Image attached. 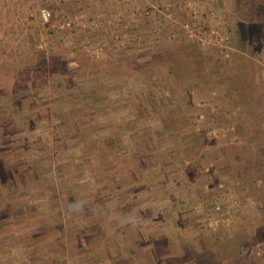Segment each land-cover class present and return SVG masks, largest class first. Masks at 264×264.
Masks as SVG:
<instances>
[{"label":"rangeland","instance_id":"obj_1","mask_svg":"<svg viewBox=\"0 0 264 264\" xmlns=\"http://www.w3.org/2000/svg\"><path fill=\"white\" fill-rule=\"evenodd\" d=\"M32 155L18 198L69 213L1 221L0 264H264V0H0V156Z\"/></svg>","mask_w":264,"mask_h":264},{"label":"trees","instance_id":"obj_2","mask_svg":"<svg viewBox=\"0 0 264 264\" xmlns=\"http://www.w3.org/2000/svg\"><path fill=\"white\" fill-rule=\"evenodd\" d=\"M181 53L182 52L176 53L172 58L166 57V61L169 62V60L171 59V64H173V66H175V65H177L179 67L184 66L186 54H183V53L181 54ZM194 53L195 54L192 56L195 57V60H197L199 62V60H198L199 56L198 55H200V54L198 52H197L198 54L196 52H194ZM192 56L190 55L191 58H193ZM29 153L30 152H28L27 155H29ZM9 156L10 155H8L7 157H9ZM18 161L19 160H16V158H12V159L5 161L0 156V184L4 183L5 181L9 182L10 180L16 182L14 184L16 186V188L10 190L13 192L7 191L8 192L7 193L6 190H4V193H3L2 188L0 190V200L3 199V201H4L3 204L0 203V223L3 220L9 221L6 225L10 224L9 229H11L13 231L16 228L24 226V220L27 217L30 218L31 216H35V217L42 220V222L40 223L42 225L39 226L40 227L39 231H41L42 228L47 229L50 225H52L49 223L52 222L51 220H53V218H51V220H50V218H49V220H47L48 216L45 213L46 211L52 210L54 212L56 210V213L59 214V212H60V214L62 216V215H66L67 213H69L68 209L70 207L69 206L66 207L64 205V209H63L62 205L59 206V204H58V205H56V206H58V208L52 207V208L45 209L44 208L45 204H43L44 203L43 201L45 199L42 201L43 198L30 202V201L22 200L21 198L19 199L18 197L21 194H23L24 196L27 195V192L39 191V188H37L39 186V184H41V183H39V178L40 177H44L45 179L48 178V175H50L49 170L52 169V164L48 163V161L45 159L36 158L35 155H32L31 157H29L28 161H24L21 164H19L20 161L19 162ZM106 162H108V160L101 159V165L102 166H99V169H102L101 167H104L106 165ZM124 165H125V163L122 162L120 164V169L117 172H114V173L108 175L107 178H105V177L100 178L99 182L102 183L101 184L102 186H100V185L98 186V192L102 189L103 186H104L103 188L108 190L110 188L111 183L117 182L121 176L126 174V171L128 172V170H129L128 167L126 165L125 166ZM5 170L10 171L11 176H12L11 179L5 175ZM36 185H37V187H36ZM70 185L71 184L69 182H66L65 186H64V188H65L64 190H67L68 195H69L67 198L65 197V199H66L65 201L76 200L77 197H79V194H83V192L77 191V188L80 189L78 187V181H76V183L73 184V186H70ZM73 187H77V188L75 189ZM31 188H32V190H31ZM76 191H77V193H76ZM4 194H6V196ZM84 206H86L84 202L79 203V207H84ZM30 210H31V212H30ZM62 210H65V211H62ZM86 217H88V215H86ZM88 219H92L91 216H89ZM36 221H38V219ZM28 224H31V222H28ZM34 225H38V224H34ZM105 226H106V233L109 232V237L111 236L112 233H113L112 236L114 235L113 238H116V235H117L116 233L124 234V236H128V235L129 236H136V234H137V231L133 230L129 226H124L121 228H114V226L112 227L111 220ZM95 227L96 226L93 225V226L89 227V229L93 230V229H95ZM1 231H3V230H1ZM135 232H136V234H135ZM36 233H37V231L35 232V235H37ZM104 234L105 233H103V235ZM49 236L51 238L47 240L46 248L52 249L59 242L57 239H53L54 236L52 234H50ZM142 236H143V233L141 234V236L139 235L140 238H143ZM104 237H105V235H104ZM100 239H101V235H100ZM123 240H124V238H123ZM117 245H118V243H116V246ZM123 245H126V243H123ZM137 245H138L139 249H141V248L144 249L143 242L142 243L140 242ZM143 249L140 251V254L138 253V256L141 257V255L144 253ZM62 250H65V249L62 248ZM131 252H133V250H131ZM112 253L114 255V259L126 260V261H128L127 259H129V258H126V256L123 254L117 256V254L114 251H112ZM118 254H120V253H118ZM236 255L237 254H234L233 256H230L229 258L227 257L229 262H226L223 260L224 263L225 264H235L238 260V257ZM131 257H134V256L130 255V258ZM211 257H212V255L210 256V258ZM255 257L256 256H254V258L248 259L245 256L244 257L240 256V260H239L238 264H260V261L256 260L257 258H255ZM257 257H259V256H257ZM193 259H194V257H193ZM193 259H191L192 260V262L190 261L191 263H195L198 261L196 264H200V261L197 257L195 258L196 259L195 261ZM223 259H225V258H223ZM255 260H256V262H254ZM234 261H235V263H234ZM184 264H186V262ZM204 264H205V262H204ZM207 264H208V262H207Z\"/></svg>","mask_w":264,"mask_h":264},{"label":"built area","instance_id":"obj_3","mask_svg":"<svg viewBox=\"0 0 264 264\" xmlns=\"http://www.w3.org/2000/svg\"><path fill=\"white\" fill-rule=\"evenodd\" d=\"M42 13H43V16H44L45 18H48V16H49V12H48L47 9L42 8Z\"/></svg>","mask_w":264,"mask_h":264}]
</instances>
